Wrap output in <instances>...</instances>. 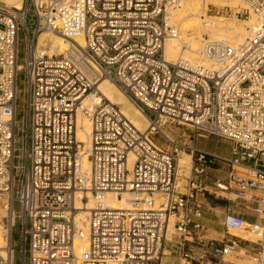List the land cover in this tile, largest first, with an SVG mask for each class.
<instances>
[{
  "label": "built area",
  "instance_id": "2783aa9c",
  "mask_svg": "<svg viewBox=\"0 0 264 264\" xmlns=\"http://www.w3.org/2000/svg\"><path fill=\"white\" fill-rule=\"evenodd\" d=\"M181 1L21 0L18 8L0 1V197L8 230L0 264H12L14 202L20 264H163L164 256L208 264V257L233 255L235 241L201 236L197 195L202 191L231 194L241 203L253 220L226 209L223 231L253 233L254 245L262 249L264 0H240L245 8L236 10L209 5L214 16L241 20L251 13L261 23L237 45L203 36L199 56L209 66L164 59L165 43L178 37L170 15ZM28 10L35 23L31 34L25 24ZM19 33L26 55L22 153L16 166ZM40 33L60 38L67 49L59 55L37 49ZM102 80L146 117L144 132L99 94ZM77 115L89 124L87 147L75 139ZM179 127L188 134L170 140L165 132ZM153 136L167 148L153 143ZM207 137L229 142L230 156L197 150L195 139ZM182 153L189 156L185 192L176 187ZM210 168L224 170L225 177L206 186ZM123 193L128 210L104 205L106 195Z\"/></svg>",
  "mask_w": 264,
  "mask_h": 264
},
{
  "label": "rangeland",
  "instance_id": "374dc122",
  "mask_svg": "<svg viewBox=\"0 0 264 264\" xmlns=\"http://www.w3.org/2000/svg\"><path fill=\"white\" fill-rule=\"evenodd\" d=\"M191 1V0H188ZM193 1H198V0H193ZM205 2H211V1H205ZM204 2H201L203 4ZM222 6H215L212 4H208L206 8V16L212 17V20L214 21H223L222 23H227L229 25H233L235 28H243L245 31L243 32V37L234 43H231L226 40L227 43L231 45H237L239 44L247 35L250 30L245 28L246 23L252 19H257L255 15L249 13V16L245 19L241 20H235L232 18H227V17H220V16H214L212 13V8L209 5L215 6L216 8L220 7H230L229 3L230 2H221ZM238 3V2H237ZM233 9L232 7H230ZM236 8H245V5L241 2L238 3V6ZM29 9V8H28ZM177 9V8H176ZM174 9V11L176 10ZM235 9V8H234ZM236 10V9H235ZM202 20H207L206 18H201ZM208 21V20H207ZM26 27L31 34V30L34 28V21H33V16L31 15V11L28 10L27 17L25 20ZM244 25V26H243ZM179 31H181V28H178V35ZM205 37H209L213 39L209 34L204 33L202 35ZM250 36V35H249ZM247 36V37H249ZM202 41V39H196V48L197 51L199 49V44ZM181 49L185 50L181 45ZM26 55V41L23 33H19L18 35V47H17V56H16V65L20 67V70L16 73V99H15V114H14V123L15 126L18 128L19 134L15 138V143H14V165L18 166L20 164V157H21V142L23 140V113H24V107H23V90H24V82H25V74L23 70V65H24V59ZM198 60V59H197ZM151 117V115H149ZM167 128V127H166ZM165 129V127L163 128ZM166 136L172 140V141H180V135L184 133V135L188 134V129L184 127H179V128H171L170 132L166 131ZM152 142L156 143L158 146L161 145L164 149L167 148V144L164 143L163 140L160 139L159 136H153L152 137ZM194 146L199 149V151H202L207 154H214L217 155L218 157L222 158H228L230 156V149H231V144L227 141H224L222 139L216 138V137H207V138H196L194 142ZM186 153H182L178 155L177 159H183L184 160V166L179 169L177 168V173H186V177L188 176L187 171H188V161L189 158ZM178 164V163H177ZM19 170H16L15 172V182L18 179L19 176ZM208 174V179L206 181V186L210 185L212 180L214 178H217L219 180H223L225 177V172L224 170H217L214 168H210L207 170ZM184 176V178H186ZM178 184V185H177ZM179 186V187H177ZM187 186V183H183V178H178L176 187L178 188V191L180 192H185L186 189L185 187ZM17 189V185L15 186V190ZM207 189V187H206ZM199 194V193H198ZM200 201H202V208L203 213L209 214L206 218H209V221L212 222V224L206 226L204 225V229L201 232V236H204L205 238L213 239L216 241H219L220 239L223 238V242L226 241H235L237 245V251L233 255L230 256H222L219 258H211L208 257V264H264V242L262 243V249L257 248L254 245L255 242V237L253 235L247 234L246 232L240 233V234H235L234 236H231L229 234H225L222 228V218L223 215L225 214V211L221 210V206L227 205L229 209L235 213H239L243 219L247 222H250L253 220V217L245 211L243 208V205L239 202L233 201V196L231 194H216V195H211L207 193L206 191H202V195L199 196ZM231 198V199H230ZM1 201V209L5 208V200L3 197H0ZM212 205H215L213 207ZM12 210L15 215V220H14V225L11 229L10 232V248L12 250V264H20V221L18 218L19 214V207L16 202L12 204ZM5 216V214H4ZM203 216V215H202ZM6 218H2L1 222V227L2 229H6ZM245 231V230H243ZM3 238V237H2ZM258 253L261 256V259H258ZM165 257V256H164ZM163 257V258H164ZM172 257V256H171ZM195 264V263H191Z\"/></svg>",
  "mask_w": 264,
  "mask_h": 264
},
{
  "label": "bare ground",
  "instance_id": "6f19581e",
  "mask_svg": "<svg viewBox=\"0 0 264 264\" xmlns=\"http://www.w3.org/2000/svg\"><path fill=\"white\" fill-rule=\"evenodd\" d=\"M0 1L6 3L7 5L14 6L16 8L20 6V2H21V0H0ZM221 2H230L229 6L232 7L233 9L238 6V3L241 4L240 0L211 1V2H204L203 4H201L200 1L183 0L179 3L178 8L175 11H172L170 15V22H172L176 26L177 30L180 27L181 31H179V35L175 40L168 41L164 45L163 56L166 62H174L177 59H186L191 63H199L204 66H209V64L206 61L202 60L199 56L201 42L199 44V49L197 51L196 39L198 40L202 39V35L204 33L209 34V36H211L213 40L224 41V42H226L227 40L231 43L237 42L243 37V32L245 31L243 28L237 29L233 25H229L227 23L223 24L222 23L223 21L221 22L220 20L214 21L212 20V17L206 16L205 12L208 4H212L215 6L218 5L222 6ZM202 17L206 18L208 21L202 20L201 19ZM256 18L257 19H252L248 22H245L246 23L245 28L250 30L249 32H247L248 33L247 36L259 30L261 23L259 17ZM74 40L79 45L82 44L80 38H76ZM181 45H185L186 49L182 50ZM37 49L46 50V53L48 55L51 54L59 55L67 49V44L66 42H64L63 40H61L56 36L47 33H40L37 38ZM97 90L99 94L109 104L116 105L118 107L120 112L124 115V117L132 124V126L136 130H138L139 132H144L146 130L148 125V120L146 119V117L142 115L129 102L126 96L115 85H113L111 82L107 80H102L98 83ZM88 133H89L88 122L85 119L81 118L79 115H77L76 127H75V139L78 142L83 143L84 147H87ZM185 156L189 158L188 155ZM177 163H176V168L181 169L184 166L183 159H178ZM81 164L83 169L88 168V163L85 156L82 157ZM181 174L182 175L179 178H183V183H186V180L184 178L186 173L182 172ZM127 199L128 196L127 194L124 193L117 198H114L111 195H106L104 197L103 202L107 208L113 210H128L129 206ZM6 210H7L6 205L5 208L3 209L0 208V256L1 257L4 256L2 249L5 246H7V241H8V230L2 229L1 227L2 218H6ZM243 232L253 235L255 237V242L257 241V236L253 233L243 230L228 229V234L231 236Z\"/></svg>",
  "mask_w": 264,
  "mask_h": 264
},
{
  "label": "crops",
  "instance_id": "0c3cea01",
  "mask_svg": "<svg viewBox=\"0 0 264 264\" xmlns=\"http://www.w3.org/2000/svg\"><path fill=\"white\" fill-rule=\"evenodd\" d=\"M196 148V147H195ZM197 149V148H196ZM199 150V149H197ZM207 191L208 192H214L212 188L210 187H207ZM216 194H223V193H218L216 192ZM197 197L199 198V195H197ZM200 199V198H199ZM202 203V201H200ZM213 207H215V205H212ZM203 209L202 208V223L206 226V228L208 227V225L212 224L211 221H209V218H206L209 214L207 213H203ZM221 210H223V212L226 210V209H229V207L227 205H224V206H221L220 208ZM224 216V215H223ZM163 264H187L186 262L182 261L181 259H179L177 256H174V257H170V256H165L163 258Z\"/></svg>",
  "mask_w": 264,
  "mask_h": 264
}]
</instances>
